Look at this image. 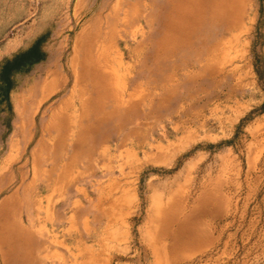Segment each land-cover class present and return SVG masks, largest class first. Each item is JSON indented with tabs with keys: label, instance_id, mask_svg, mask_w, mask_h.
I'll use <instances>...</instances> for the list:
<instances>
[{
	"label": "rangeland",
	"instance_id": "1",
	"mask_svg": "<svg viewBox=\"0 0 264 264\" xmlns=\"http://www.w3.org/2000/svg\"><path fill=\"white\" fill-rule=\"evenodd\" d=\"M216 1L0 0V86L3 64L13 63L7 96L0 94V203L24 194L35 159L50 162L53 151L39 142L52 149L54 123L68 129L60 165L79 124L108 116L125 81L126 100L137 90L141 102L123 120L153 154L147 145L128 163L121 153L132 147L111 138L108 162L102 145L89 163L77 157L94 217L82 236L99 264H264V0H221L222 11ZM63 99L67 113H55ZM109 176L126 184L115 201L99 190ZM205 184L214 196L204 212L206 244L164 252L161 243L152 253L155 207L176 198L187 213ZM43 187L35 181L36 198ZM25 212L16 217L26 221ZM196 213L189 219L202 221ZM1 235L0 264H21L22 241ZM63 252L62 264H83L80 251Z\"/></svg>",
	"mask_w": 264,
	"mask_h": 264
},
{
	"label": "crops",
	"instance_id": "2",
	"mask_svg": "<svg viewBox=\"0 0 264 264\" xmlns=\"http://www.w3.org/2000/svg\"><path fill=\"white\" fill-rule=\"evenodd\" d=\"M103 58L106 59L104 56H98L96 59L103 60ZM119 66L126 67L124 62ZM124 73L129 75V72ZM125 74L124 76H126ZM114 76L118 81L121 79V75ZM125 88V81H122L118 92L112 93L113 96L119 98V101L118 104L116 103L117 105L113 102V104L108 105L110 106L107 109L108 116L79 124L77 138L73 141L71 154L60 165L57 164L61 150L67 144L68 129L67 125H64L63 122L54 123L53 131L56 134L53 144H51L52 149L45 141L39 142L42 146L40 151L43 153L48 149L53 151V156L49 160L50 162H45L44 157L39 160L35 159L33 166L35 176L33 175L32 180L24 187V194L20 197L17 191L8 196L7 200L0 203V215L4 211L8 214L7 219L0 217V239H2L3 236L1 234L4 232L6 238L12 237L11 241H22L20 249L24 252L22 253L21 264H62V258L67 259L66 253L63 252L64 248L69 251L72 257H76L78 253H72L71 250L80 251L81 257H83V264H99L102 262L100 252H93L92 248L85 244L86 240L82 236L85 235L87 239V235L93 231L90 227L93 226L90 220L94 217L93 209L90 208L89 210L87 204L88 189L85 182L86 176H80L81 174L78 173L81 170L77 169L76 160L77 157L85 156L89 163L90 157L102 145L103 148L100 151V155L108 162L112 159L113 153H111V147L105 143L109 142L111 138L118 143V146L128 145L132 147L125 148L121 153V155L128 159V163L131 160H136L138 151L143 150L142 147L147 145L149 148L143 151L148 156L153 154V144L143 143V140L136 137V132H132L133 128L128 127L123 120V117H127L133 105H139L141 102L140 98H137V90L129 92L128 100H126ZM110 90L112 89L109 87L108 91L110 92ZM110 98L112 97L110 96ZM69 102L63 99L61 106L54 107L55 113L66 114ZM117 114L122 115V119H118L119 122L115 118ZM129 141L130 144H128ZM157 148L162 151L160 146H157ZM37 180L44 187L41 196L36 198L34 186ZM120 180V176H109L105 183L100 184V192L110 196L108 201L116 200L112 199L116 188L125 190V180ZM212 195L213 192L212 190L209 191L207 184L203 185L193 208L187 213L183 212V206L181 203L175 201L176 198H173L168 203H162L160 207L157 205L149 217V229L147 230L150 235L151 242L149 246L152 253L153 249L157 253L158 249L162 247L161 243H166L164 252L182 249L185 244L196 246L195 242L206 244L204 236V212L207 208L206 205L213 202L214 196ZM14 199H18L22 203H13L12 200ZM21 206L25 208L21 209ZM22 211L28 212L29 217H27L26 221L16 217ZM196 211H201V216L204 217L202 221H197L199 214ZM100 213L101 211L98 214ZM10 215H13V220L9 219ZM191 216H197L196 220L191 221L189 219ZM74 235H81V238L79 239L76 236L74 239ZM68 240L75 243V245H71ZM188 247L190 246L185 247L187 251L190 250ZM191 248L196 249L197 246H191Z\"/></svg>",
	"mask_w": 264,
	"mask_h": 264
},
{
	"label": "trees",
	"instance_id": "3",
	"mask_svg": "<svg viewBox=\"0 0 264 264\" xmlns=\"http://www.w3.org/2000/svg\"><path fill=\"white\" fill-rule=\"evenodd\" d=\"M34 56L37 57V55H34L32 53L31 57L32 58H35ZM12 64L13 63L9 62L8 60H6L5 63L3 64L4 66H3L2 76H1V80L3 82V85L0 86V90H1L0 91V94H1L2 99L6 98L7 93H8V89H9V86H10L8 73H9V71L11 69ZM262 107L264 108V103H263V106Z\"/></svg>",
	"mask_w": 264,
	"mask_h": 264
},
{
	"label": "bare ground",
	"instance_id": "4",
	"mask_svg": "<svg viewBox=\"0 0 264 264\" xmlns=\"http://www.w3.org/2000/svg\"><path fill=\"white\" fill-rule=\"evenodd\" d=\"M201 1H202V0H193L192 3H195V4H197V5H200ZM237 1H238V0H236V2H237ZM240 1H241L240 4H242V6H243V5L245 6L247 0H240ZM218 2H219V3H217V1H216V5H217V7H216V8L213 7V8H214V10L216 9L217 11H222V10H219L221 6H218V4L221 5L222 1H221V0H218ZM238 4H239V2L236 3V5H238ZM222 5H223V4H222ZM168 6H169V5H168ZM223 6H224V5H223ZM209 7H211V6H209ZM209 7H208V8H209ZM231 7H232V5H231ZM163 8H164V7H163ZM210 9H211V8H210ZM198 10L200 11V8H198ZM208 10H209V9H208ZM208 10H207V11H208ZM207 11H206V12H207ZM206 12H205V13H206ZM230 12H231V11H230ZM209 13H210V12H209ZM212 13H213V12H212ZM216 13H217V12H216ZM216 13H213L212 16H214V15H216V16H220L219 14H216ZM219 13H220V12H219ZM225 14H226V13H225ZM170 16H171V15H170ZM189 17H190V16H189ZM225 17L227 18V16H225ZM191 18H192V17H191ZM207 18H208V17H207ZM214 18H215V17H214ZM212 19H213V18H212ZM212 19H211V21L213 22L214 19H213V20H212ZM206 20H207V19H206ZM126 21H127V18H126ZM170 21H171V20H170ZM219 22H220V21H219ZM218 25H219V24H218ZM199 26H200V25H199ZM202 27H203V26H202ZM206 28H207V27H206ZM210 29H211V28H210ZM197 31H198V30H197ZM199 31H200V29H199ZM177 32H178V31H177ZM166 35H167V34H166ZM169 41H170V40H169ZM85 56H86V55H85ZM87 56H89V55H87ZM87 64H88V63H87ZM86 69H87V68H86ZM86 79H87V78H86ZM133 102H134V101H133ZM82 105H83V104H82ZM85 107H86V106H85ZM86 108H87V107H86ZM211 215H213V214H211ZM205 222H206V221H205ZM205 226H206V225H205ZM206 229H207V228H205V231H207ZM2 232H3V231H2ZM4 236H5V235H4Z\"/></svg>",
	"mask_w": 264,
	"mask_h": 264
}]
</instances>
